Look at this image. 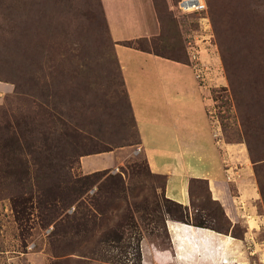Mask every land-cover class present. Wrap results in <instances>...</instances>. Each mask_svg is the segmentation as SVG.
Here are the masks:
<instances>
[{
	"label": "rangeland",
	"instance_id": "obj_1",
	"mask_svg": "<svg viewBox=\"0 0 264 264\" xmlns=\"http://www.w3.org/2000/svg\"><path fill=\"white\" fill-rule=\"evenodd\" d=\"M180 2L153 0L160 30L139 44L195 74L227 153L223 206L256 222L231 224L205 181L193 182V217L168 198L100 0H0V264L196 262L174 254L170 221L196 247L194 229L213 233L210 264H264V0H206L204 14ZM109 153L114 167L81 169ZM221 237L234 239L230 263Z\"/></svg>",
	"mask_w": 264,
	"mask_h": 264
},
{
	"label": "crops",
	"instance_id": "obj_2",
	"mask_svg": "<svg viewBox=\"0 0 264 264\" xmlns=\"http://www.w3.org/2000/svg\"><path fill=\"white\" fill-rule=\"evenodd\" d=\"M100 1L116 44L142 150L151 171L167 178L166 195L193 217L197 210L193 206L192 185L197 180L205 181L213 200L222 205L227 220L233 225L243 223L249 228L251 220L256 222L250 209L244 211L241 206H223L229 186L225 175L229 167L227 153L220 150L215 139L216 130L208 114L205 90L191 68L123 45L158 34L160 23L153 0ZM111 155L106 154L104 159H85L81 161V169L90 174L114 167L110 164ZM172 222L167 225L173 232L172 250L182 263L198 258L192 264H210L208 257L214 247L213 238L194 247L196 242L187 234L186 224L175 222L172 225ZM235 240L237 244L242 243Z\"/></svg>",
	"mask_w": 264,
	"mask_h": 264
},
{
	"label": "bare ground",
	"instance_id": "obj_3",
	"mask_svg": "<svg viewBox=\"0 0 264 264\" xmlns=\"http://www.w3.org/2000/svg\"><path fill=\"white\" fill-rule=\"evenodd\" d=\"M252 222H254V221H250V226H251ZM194 235L195 236H202L200 240H201V242H203L206 239L211 240L213 233L210 231H207V230L194 229ZM233 240L234 239H232L230 237H221V239H220V244H221L220 247L221 248L220 249H221L222 253L219 254V257H218L220 259L219 262L227 260L230 263V261H231L230 259L233 258V253L231 254L229 251H230V246H232ZM239 263L245 264L244 262H239ZM219 264H222V263H219Z\"/></svg>",
	"mask_w": 264,
	"mask_h": 264
},
{
	"label": "built area",
	"instance_id": "obj_4",
	"mask_svg": "<svg viewBox=\"0 0 264 264\" xmlns=\"http://www.w3.org/2000/svg\"><path fill=\"white\" fill-rule=\"evenodd\" d=\"M179 9L184 13L204 14L208 12L206 0H181ZM207 22L209 19L204 18ZM200 75H198V78Z\"/></svg>",
	"mask_w": 264,
	"mask_h": 264
},
{
	"label": "trees",
	"instance_id": "obj_5",
	"mask_svg": "<svg viewBox=\"0 0 264 264\" xmlns=\"http://www.w3.org/2000/svg\"><path fill=\"white\" fill-rule=\"evenodd\" d=\"M140 39L138 40H134V41H128V42H124L123 45L127 46V47H130V48H134V49H137V50H140V51H144V52H147L145 50L142 49V47L140 46ZM131 105V104H130ZM132 109V108H131ZM133 113V112H132ZM134 118V116H133ZM135 120V119H134ZM136 123V122H135ZM137 126V125H136ZM177 205V207L179 208V210H181L182 212L185 211L186 214L189 216V214L187 213V210L180 204L178 203H175ZM180 221L182 222H189L188 221V218H185V217H179Z\"/></svg>",
	"mask_w": 264,
	"mask_h": 264
}]
</instances>
